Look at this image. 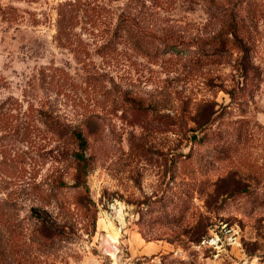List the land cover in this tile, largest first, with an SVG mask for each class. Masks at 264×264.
Listing matches in <instances>:
<instances>
[{"label":"rangeland","instance_id":"obj_1","mask_svg":"<svg viewBox=\"0 0 264 264\" xmlns=\"http://www.w3.org/2000/svg\"><path fill=\"white\" fill-rule=\"evenodd\" d=\"M227 1L0 0V264H264V0L240 45Z\"/></svg>","mask_w":264,"mask_h":264},{"label":"trees","instance_id":"obj_2","mask_svg":"<svg viewBox=\"0 0 264 264\" xmlns=\"http://www.w3.org/2000/svg\"><path fill=\"white\" fill-rule=\"evenodd\" d=\"M245 2V0H228L226 4H218L216 7V11L217 13L220 14V16L222 18L225 19L224 22V29L228 30L229 33L235 37V41H233L235 44H241V41H237L238 39V32L243 31L246 27V24L243 22V18L239 15V11H236L237 7L241 4H243ZM209 6L212 5V2H208ZM246 6H247V2H246ZM239 9V8H238ZM138 33L143 34L142 32L136 31L134 32L133 30H129L128 29V36L130 38H134L137 36H140ZM145 35V34H144ZM146 36V35H145ZM149 36V35H147ZM238 46V45H237ZM245 75L247 76L248 73L247 71L245 72ZM40 116L42 118V120L45 123H49L50 122V117L46 112H40ZM86 131H82L81 129H74L71 130L69 132V139L73 142L74 144V149L71 152V156L72 158L75 160L77 166H78V170L79 172H81L82 174L86 175L87 174V170L89 167V163H90V159L88 156V151H89V137L88 135L90 134L89 132ZM53 187L54 188H60L62 186H64V183H62L60 180H55L53 183ZM39 218V217H38ZM40 221V222H39ZM39 221L37 220L38 224L41 226L45 225L46 223L42 221V219L39 218ZM44 233L39 232L40 235L43 238H48V233H46L45 231H43ZM5 244H3V247L1 248L2 252H5Z\"/></svg>","mask_w":264,"mask_h":264}]
</instances>
